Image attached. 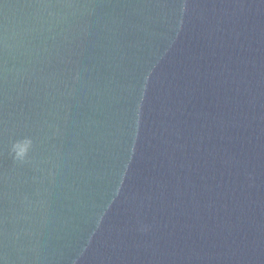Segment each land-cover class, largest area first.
<instances>
[{
	"label": "water",
	"instance_id": "1",
	"mask_svg": "<svg viewBox=\"0 0 264 264\" xmlns=\"http://www.w3.org/2000/svg\"><path fill=\"white\" fill-rule=\"evenodd\" d=\"M0 264H264V0H0Z\"/></svg>",
	"mask_w": 264,
	"mask_h": 264
}]
</instances>
